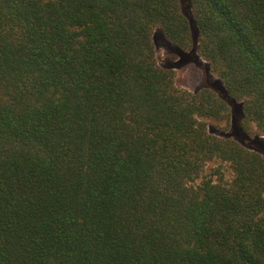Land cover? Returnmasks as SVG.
I'll use <instances>...</instances> for the list:
<instances>
[{
    "label": "trees",
    "instance_id": "obj_1",
    "mask_svg": "<svg viewBox=\"0 0 264 264\" xmlns=\"http://www.w3.org/2000/svg\"><path fill=\"white\" fill-rule=\"evenodd\" d=\"M188 1L0 0V264H264V0Z\"/></svg>",
    "mask_w": 264,
    "mask_h": 264
},
{
    "label": "rangeland",
    "instance_id": "obj_2",
    "mask_svg": "<svg viewBox=\"0 0 264 264\" xmlns=\"http://www.w3.org/2000/svg\"><path fill=\"white\" fill-rule=\"evenodd\" d=\"M181 3L184 11L188 12L190 10L189 1L181 0ZM189 20L191 19L189 18ZM153 41L159 65L174 69L178 87L192 91L203 86L223 88L222 80L211 71L208 62L199 55L198 51L178 49L164 37L159 27L153 32ZM239 123L240 107L237 103L232 105L230 122L211 119L209 120V128L219 136L238 139L242 141V144L246 143L264 155V135L246 137L239 129Z\"/></svg>",
    "mask_w": 264,
    "mask_h": 264
}]
</instances>
